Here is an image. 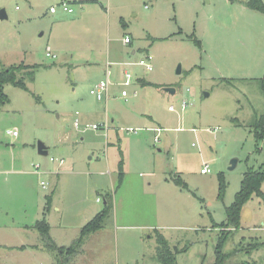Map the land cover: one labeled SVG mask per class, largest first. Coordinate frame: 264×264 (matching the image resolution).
<instances>
[{
  "label": "rangeland",
  "instance_id": "rangeland-1",
  "mask_svg": "<svg viewBox=\"0 0 264 264\" xmlns=\"http://www.w3.org/2000/svg\"><path fill=\"white\" fill-rule=\"evenodd\" d=\"M2 11L0 73L37 69L34 81L20 76L28 91L4 87L0 216L5 209L31 223L51 199L54 241L71 246L112 199L102 229L75 255L47 252L42 264H214L220 242L225 264H264L261 198H250L239 228L222 236L245 175L264 170L256 134L264 126V0H0ZM108 64L106 104L91 90L106 81ZM126 72L132 82L123 87Z\"/></svg>",
  "mask_w": 264,
  "mask_h": 264
},
{
  "label": "trees",
  "instance_id": "trees-1",
  "mask_svg": "<svg viewBox=\"0 0 264 264\" xmlns=\"http://www.w3.org/2000/svg\"><path fill=\"white\" fill-rule=\"evenodd\" d=\"M198 44V43H197ZM37 69V66H29L20 64V65H14L11 67L5 68L0 73V108L6 106L10 103L9 97L4 92V87L6 84H12L13 86L22 89L24 91H28V86L26 84V78L20 77L22 74L27 75V77L34 81L35 77V70ZM34 71V72H33ZM147 85H153L155 87H161L159 85L155 84H147ZM262 88L264 90V80H262ZM262 131H257L256 134L260 138V140L264 139V126L262 124L260 125ZM122 169V166H121ZM123 172L120 171V180H122ZM264 183V170L260 171H251L247 173L242 181L241 190L238 193L236 197V201L234 204H232L227 209V223L223 224L222 227L224 230H222V236L223 239H225L226 236H229L232 234V231L230 229L233 228H239V222H240V215H241V209L243 205L249 201L250 198H252L254 195L261 198L264 202V192L261 190V186ZM223 187L221 189L222 193ZM47 206V211H49V203ZM113 209L112 206V199L107 200V206L105 210L98 214L94 219L89 221L81 230L77 240L71 244V246L67 250H63L62 247H59L55 244V242L52 240L50 236V226L46 223V220H43L42 222H39L37 224V229L41 233V236L43 238V241L45 243L46 249L50 252H58L62 255V252L65 254V252H70L72 255H75L78 252V249L83 246L87 238L96 233L97 231L101 230L103 227V222L111 210ZM163 243L165 241L163 240ZM162 243V244H163ZM223 245H218L216 254V263L214 264H225L227 260V255L223 252ZM254 249H257L258 247L254 246Z\"/></svg>",
  "mask_w": 264,
  "mask_h": 264
},
{
  "label": "crops",
  "instance_id": "crops-1",
  "mask_svg": "<svg viewBox=\"0 0 264 264\" xmlns=\"http://www.w3.org/2000/svg\"><path fill=\"white\" fill-rule=\"evenodd\" d=\"M154 129H151V131ZM37 169L38 167H36L35 174L39 173ZM41 185L43 188L45 187L44 183H41ZM46 204L45 207L41 204L37 205L32 215L33 220L28 224L24 221H17L11 211L5 209L1 210L3 212V217L0 216V260H2L0 264H9V260H15V263L19 264V259L22 260L21 263H27V261H29L32 262V264H42L41 260L46 259V256L50 252L46 249L41 233L37 229V224L46 220L48 202H46ZM22 214L26 216L23 218L26 221L29 216V211L26 207L22 208ZM88 222L89 220H85L83 224H87ZM46 223L50 226V236L54 241L53 227L49 220H46ZM84 226H82V228ZM82 228L79 229V234ZM55 244L59 247L70 246L65 244L60 245L56 242Z\"/></svg>",
  "mask_w": 264,
  "mask_h": 264
},
{
  "label": "built area",
  "instance_id": "built-area-1",
  "mask_svg": "<svg viewBox=\"0 0 264 264\" xmlns=\"http://www.w3.org/2000/svg\"><path fill=\"white\" fill-rule=\"evenodd\" d=\"M62 8L67 13H72L73 12V10L71 8H69L68 5L65 2L62 3ZM51 13H56V8L52 7L51 8ZM129 41H130L129 38L124 39V42L125 43H129ZM47 56L49 58H53V59L56 58L55 55L52 56L50 53H47ZM147 58H148V60H151L152 59L151 56H148ZM139 64L142 65V66H145L148 71H152V69H153L152 66H151V64H148L145 61H141ZM110 68H111V65L108 64L107 69H106V74H107L106 81L100 82L99 84L95 85V87L91 90V94L96 97V99H97L98 102L105 101L107 103V101L109 99V87L111 85V82H110V77H111ZM131 79H132L131 75L128 72H126L125 73V80H124V82H121L120 85L123 86V87L130 86L131 85V82H132ZM133 96L136 97L137 96V93L134 92L133 93ZM129 97H130V95H129L128 91L127 90H122V92H121V98L124 99L125 102H128ZM186 106H187V104L184 103L183 104V109ZM170 110L172 111L173 109L170 108ZM75 126L76 127H79L80 126L79 125V122H76L75 123ZM93 129H97V126L94 125L93 126ZM153 131H155V132L158 133V135L155 137V142H158L159 141V133L161 132V129H154ZM129 132H134V131L133 130H129ZM8 134L11 135L12 137H15L16 138L19 135V132L17 130H12V131H8ZM50 161L51 162H55L56 160L53 159V158H51ZM63 164H64V161L63 160H60V165H63ZM209 171H210L209 168L208 167H205L204 169H202L201 173L205 175V174H208Z\"/></svg>",
  "mask_w": 264,
  "mask_h": 264
},
{
  "label": "water",
  "instance_id": "water-1",
  "mask_svg": "<svg viewBox=\"0 0 264 264\" xmlns=\"http://www.w3.org/2000/svg\"><path fill=\"white\" fill-rule=\"evenodd\" d=\"M0 18L1 19L6 18V14H5L4 11H2L0 13ZM177 73L181 74V66H179V68L177 70ZM164 91L167 92L168 94H175V92H176L175 89H172V88H165ZM38 153L40 155H42V156H45V157L48 156V151H47L46 147L44 146V144L39 143V145H38ZM235 164H236V160H233L230 169H234L235 168Z\"/></svg>",
  "mask_w": 264,
  "mask_h": 264
}]
</instances>
